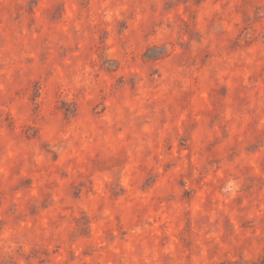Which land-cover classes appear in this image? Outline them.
Masks as SVG:
<instances>
[{"label":"clouds","instance_id":"1","mask_svg":"<svg viewBox=\"0 0 264 264\" xmlns=\"http://www.w3.org/2000/svg\"><path fill=\"white\" fill-rule=\"evenodd\" d=\"M0 264H264V0H0Z\"/></svg>","mask_w":264,"mask_h":264}]
</instances>
